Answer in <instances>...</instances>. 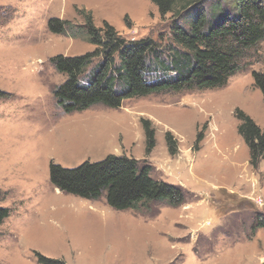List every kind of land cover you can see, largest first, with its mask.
<instances>
[{
  "label": "rangeland",
  "instance_id": "rangeland-1",
  "mask_svg": "<svg viewBox=\"0 0 264 264\" xmlns=\"http://www.w3.org/2000/svg\"><path fill=\"white\" fill-rule=\"evenodd\" d=\"M233 1L222 0L228 7ZM88 13L96 27L106 22L127 40L170 43L172 15L162 18L152 0H0V90L11 95L0 101V206L11 210L0 226V264H38L35 253L66 264L264 263V230L252 232L254 217L264 215V162L250 165L235 118L241 110L264 129V101L252 78L264 73V43L222 89L65 115L53 97L65 77L51 59L95 47L80 36L51 33L48 22L77 29ZM143 120L156 131L149 156ZM168 132L178 143L174 157ZM109 155L147 163L155 179L187 192L186 204L118 212L104 198L64 195L50 184L51 162L74 168Z\"/></svg>",
  "mask_w": 264,
  "mask_h": 264
},
{
  "label": "trees",
  "instance_id": "trees-1",
  "mask_svg": "<svg viewBox=\"0 0 264 264\" xmlns=\"http://www.w3.org/2000/svg\"><path fill=\"white\" fill-rule=\"evenodd\" d=\"M162 18L172 15L170 43L163 38L127 40L114 27H96L92 14L85 15L81 27L51 19L48 29L56 35L80 36L94 51L76 57L51 59L54 69L65 77L53 91L58 108L65 114L85 112L95 106L120 109L124 102L163 94L213 91L245 69L249 54L264 43V0H234L231 7L222 0H152ZM165 40V39H164ZM254 87L264 101V73L252 72ZM11 97L0 90V101ZM238 134L249 150L250 165L264 162V129L246 113L237 110ZM146 155L157 146L156 131L142 121ZM207 125L197 136L195 151L205 138ZM172 157L178 143L172 133L165 137ZM50 184L64 195L88 201L104 198L118 212L139 210L155 203L179 208L187 202L180 186L155 179L147 163L127 156L109 155L100 162H84L65 168L51 162ZM3 193L0 190V201ZM11 210L0 206V226ZM264 230V215L254 217L252 232ZM38 264H66L35 253Z\"/></svg>",
  "mask_w": 264,
  "mask_h": 264
},
{
  "label": "crops",
  "instance_id": "crops-1",
  "mask_svg": "<svg viewBox=\"0 0 264 264\" xmlns=\"http://www.w3.org/2000/svg\"><path fill=\"white\" fill-rule=\"evenodd\" d=\"M59 191V190H58ZM60 192V191H59ZM61 193V192H60ZM92 202H94V201H92ZM97 202V201H96Z\"/></svg>",
  "mask_w": 264,
  "mask_h": 264
},
{
  "label": "water",
  "instance_id": "water-1",
  "mask_svg": "<svg viewBox=\"0 0 264 264\" xmlns=\"http://www.w3.org/2000/svg\"><path fill=\"white\" fill-rule=\"evenodd\" d=\"M262 264H264V263H262Z\"/></svg>",
  "mask_w": 264,
  "mask_h": 264
}]
</instances>
